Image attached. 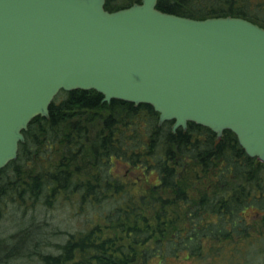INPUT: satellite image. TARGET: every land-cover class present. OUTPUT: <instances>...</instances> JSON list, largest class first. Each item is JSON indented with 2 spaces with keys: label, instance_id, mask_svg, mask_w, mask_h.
<instances>
[{
  "label": "trees",
  "instance_id": "trees-1",
  "mask_svg": "<svg viewBox=\"0 0 264 264\" xmlns=\"http://www.w3.org/2000/svg\"><path fill=\"white\" fill-rule=\"evenodd\" d=\"M157 7L195 18L242 16L264 27V0H158ZM103 97L95 89L60 91L49 117L31 120L16 159L0 169V204L49 208L61 200L86 212L89 228L70 233L58 253L40 254L39 264L157 257L159 264H255L264 254V162L229 129L216 144L207 126L174 131L151 104Z\"/></svg>",
  "mask_w": 264,
  "mask_h": 264
},
{
  "label": "water",
  "instance_id": "water-1",
  "mask_svg": "<svg viewBox=\"0 0 264 264\" xmlns=\"http://www.w3.org/2000/svg\"><path fill=\"white\" fill-rule=\"evenodd\" d=\"M106 0H0V169L61 90L151 104L173 130L193 121L216 143L232 130L264 161V27L193 18L158 0L109 11Z\"/></svg>",
  "mask_w": 264,
  "mask_h": 264
},
{
  "label": "rangeland",
  "instance_id": "rangeland-1",
  "mask_svg": "<svg viewBox=\"0 0 264 264\" xmlns=\"http://www.w3.org/2000/svg\"><path fill=\"white\" fill-rule=\"evenodd\" d=\"M123 167L125 166H117ZM121 172L124 173V169H121ZM155 178L153 174L148 177L151 181ZM76 209L78 208L61 200L49 208L38 202L33 206L30 201L27 204L10 200L1 202L0 264H39L40 254L58 253V244L65 243L70 233L86 231L89 228L86 212ZM159 261L160 257H157L150 264H159ZM168 261L169 264H198L197 261L190 259L170 258ZM260 261L264 262V254L255 261V264H259ZM207 262L209 260L202 263Z\"/></svg>",
  "mask_w": 264,
  "mask_h": 264
},
{
  "label": "bare ground",
  "instance_id": "bare-ground-1",
  "mask_svg": "<svg viewBox=\"0 0 264 264\" xmlns=\"http://www.w3.org/2000/svg\"><path fill=\"white\" fill-rule=\"evenodd\" d=\"M104 101V100H103Z\"/></svg>",
  "mask_w": 264,
  "mask_h": 264
}]
</instances>
